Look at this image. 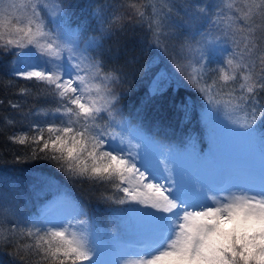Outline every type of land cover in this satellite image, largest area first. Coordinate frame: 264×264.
Returning a JSON list of instances; mask_svg holds the SVG:
<instances>
[{"label":"snow or ice","instance_id":"6c2138e0","mask_svg":"<svg viewBox=\"0 0 264 264\" xmlns=\"http://www.w3.org/2000/svg\"><path fill=\"white\" fill-rule=\"evenodd\" d=\"M175 7L171 0H116L93 13L95 34L81 47L62 0H0V52L13 57L8 75L32 82L19 94L35 91L47 105L26 113L40 118L8 140L23 152L18 162L47 161L67 181L118 205L115 213L138 214L137 237L116 244L136 254L117 264H264V180L194 181L188 191L172 163L210 162L221 147L219 124L245 134L259 131L264 141V0H215L198 8L199 26L179 33ZM133 17L147 27L155 47L170 55L174 69L155 76L144 102L180 86L183 77L203 101L202 137L162 144L145 132L138 116L125 115L117 88L127 78L109 66L104 43ZM169 39L176 41L171 53ZM10 106L20 109L18 103ZM149 151L158 153V167L144 163ZM35 187L59 191L53 176L38 175ZM54 201L73 211L54 218L52 201L27 212L0 191V247L10 248L21 264H102L80 202L66 194Z\"/></svg>","mask_w":264,"mask_h":264},{"label":"trees","instance_id":"16d2710c","mask_svg":"<svg viewBox=\"0 0 264 264\" xmlns=\"http://www.w3.org/2000/svg\"><path fill=\"white\" fill-rule=\"evenodd\" d=\"M10 1L4 0L5 3ZM14 1L18 5L27 2V0ZM115 2L116 0H62L71 27L80 34L81 47L95 34L97 25L93 13L101 8L114 6ZM171 3L176 6L173 9L172 20L177 25H182V29H177L179 33L181 30H190L199 26V19H194L201 15L198 8L209 7L215 3V0H171ZM124 23L123 32H117L105 41L104 53L105 58L110 61L109 66L120 68L127 78V83L117 88V91L122 93L121 107L125 115L131 118L138 116V122L145 132L162 144L179 145L188 136L194 139L202 137L204 135L201 121L203 101L199 94L188 86L183 77H179L178 73L177 76L181 80L180 86L174 84L163 94L151 98L147 103L144 102L155 76L165 69L169 71L174 69L170 55L155 47L146 26L137 24L135 17L125 20ZM175 45L174 39L168 40L169 53ZM12 61L11 54L5 55L0 52V101H3L0 103V191L7 192L20 208L33 213L52 201L50 209H54L60 204H54V200L60 194L74 198L88 213L95 239L100 246L108 247L114 250V253L117 252L122 248L116 245L121 237L130 240L135 236L134 232L138 228L136 223L138 214L134 210L115 213L114 209L118 208V205L103 202L98 198V193H91L86 186L81 187L67 181L63 174L47 161L23 159L17 161L16 157H23V152L17 150L20 146L10 143L8 136L27 131L29 124L40 117L25 116V114L30 110L39 111L47 105L43 99L35 96V91L28 96L19 94L21 88L28 87L32 82L9 77L8 71ZM152 61L155 63H152L150 69L146 71L145 66ZM10 79L11 83H9ZM10 102L20 104V109H13ZM184 105H187V114ZM7 119L14 123L8 124ZM224 126L217 125V130L224 129ZM261 128H264V124ZM246 135L250 138L253 147L264 158V141L260 138L261 133L257 131ZM151 152L158 155L154 151ZM217 154L211 157L210 162L181 159L186 163L190 161V166L198 173L202 167L209 165L219 169ZM38 175L53 176L59 191L56 187L43 190L36 188ZM10 252V248L0 247V264H21L18 259L10 255ZM100 261L102 262L101 259Z\"/></svg>","mask_w":264,"mask_h":264},{"label":"rangeland","instance_id":"374dc122","mask_svg":"<svg viewBox=\"0 0 264 264\" xmlns=\"http://www.w3.org/2000/svg\"><path fill=\"white\" fill-rule=\"evenodd\" d=\"M10 2L15 3L14 0ZM217 131V137L221 146L217 154L219 169L214 165H209L202 167L196 173L190 166V161L186 163L181 158L172 159L177 178L185 189L190 191L194 181H199L206 185H214L223 182L226 177L251 180L257 184L261 180H264V158L253 147L250 138L245 133L229 129L227 126H224V129L219 128ZM157 156L149 151L144 159V163L152 167H158ZM53 197L56 198L57 196L53 195ZM72 211L71 206L65 204H58L51 210L54 218L69 214ZM134 235L132 239L137 237L138 228L134 232ZM113 251L108 247H101L99 260L101 259L104 264H117L120 259L136 254L135 249L131 247H122L115 253Z\"/></svg>","mask_w":264,"mask_h":264}]
</instances>
